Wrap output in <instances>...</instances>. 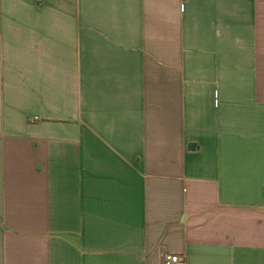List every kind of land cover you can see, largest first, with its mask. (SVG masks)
<instances>
[{
  "label": "crops",
  "instance_id": "crops-1",
  "mask_svg": "<svg viewBox=\"0 0 264 264\" xmlns=\"http://www.w3.org/2000/svg\"><path fill=\"white\" fill-rule=\"evenodd\" d=\"M264 264V0H0V264Z\"/></svg>",
  "mask_w": 264,
  "mask_h": 264
},
{
  "label": "built area",
  "instance_id": "built-area-1",
  "mask_svg": "<svg viewBox=\"0 0 264 264\" xmlns=\"http://www.w3.org/2000/svg\"><path fill=\"white\" fill-rule=\"evenodd\" d=\"M164 264H186L185 255L180 253L167 254L163 258Z\"/></svg>",
  "mask_w": 264,
  "mask_h": 264
}]
</instances>
